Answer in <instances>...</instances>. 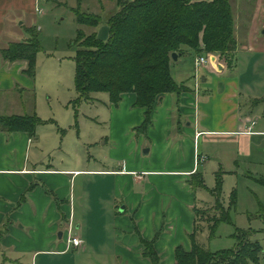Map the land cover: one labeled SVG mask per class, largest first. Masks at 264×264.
Wrapping results in <instances>:
<instances>
[{
	"label": "crops",
	"instance_id": "0c3cea01",
	"mask_svg": "<svg viewBox=\"0 0 264 264\" xmlns=\"http://www.w3.org/2000/svg\"><path fill=\"white\" fill-rule=\"evenodd\" d=\"M44 1L0 0V114H28L24 91L33 86L25 74L28 63L7 60L1 50L29 40L26 28H38ZM247 20V48L264 55V0H256ZM213 54L218 60L202 67L199 85L197 74L190 83L177 80L175 67L184 54L173 61L172 74L187 90L162 96L146 133L136 131L145 110L133 106L135 93H125L118 106L105 101L114 121L122 118L118 116L135 117L125 123V132L142 134L139 150L111 136L110 155L89 160L88 167L80 169L72 167L70 159H41L32 152L34 137L26 132L0 130V264H57L59 257L72 255L75 249L88 254L90 248L91 253V229L103 250L110 245L112 232L115 242L108 252L120 259L119 264H151L142 255L141 239L156 240L162 264H175L178 245L191 249L195 209L207 207L198 202L193 179H204L201 167L209 160L227 173L225 166L238 162L240 155L251 156L252 140L264 136V124L255 113L264 106V93L245 99L233 66ZM32 109L37 113L36 105ZM147 146L149 153L143 155ZM83 173L98 176V181L92 190L81 186L76 191V178ZM92 194L104 197L109 205H80L85 197L89 204ZM75 229L84 242L80 248L67 244L69 231Z\"/></svg>",
	"mask_w": 264,
	"mask_h": 264
},
{
	"label": "rangeland",
	"instance_id": "374dc122",
	"mask_svg": "<svg viewBox=\"0 0 264 264\" xmlns=\"http://www.w3.org/2000/svg\"><path fill=\"white\" fill-rule=\"evenodd\" d=\"M244 1L230 0L235 12L239 42L234 61L236 64L232 67V74L240 79L241 90L244 91L246 99L249 96L264 93V55L252 53L247 48L245 35L250 23L247 17L252 14L256 0ZM79 3L83 12L101 15L105 19L117 10V0L44 1L42 14L39 15L40 23L37 25L41 49L37 53L36 74L32 78V88L24 91V99L28 109L27 113L33 114L32 104L36 105L37 114L43 120L37 129L32 152H38L42 156L41 159H55L57 162L62 159H70L72 167L85 169L88 167L89 160L93 162L94 159L100 160L110 155L111 136H117L119 140L122 139L131 150H139L138 144L140 145L144 137L142 134L125 132V123L135 117L118 116V118H122L118 121L113 120L111 109L105 105V101L109 100L107 92L92 93L88 99L82 98L77 92L75 58L78 50L76 40L80 25L74 8H77ZM92 30L93 27L85 26L86 32L89 33ZM96 31L101 38L106 39L108 35L107 23L103 21L96 27ZM191 51L187 47L181 63L175 67L178 81L181 79H187L188 83L194 81L193 75L198 74L199 77L205 64L209 62L215 64V58L218 60L214 54L205 53L207 62L201 65L197 71L195 65L197 56L195 57V52H193L195 55H191ZM255 55L259 57H255ZM263 108L264 106L255 111L256 115L259 114L261 117L260 124H264V115L259 112L261 110L264 112ZM127 147H123L122 151L126 153ZM147 148L150 147L143 148V155ZM262 148H264V136L254 137L252 155H240L238 162L225 166L227 173L224 171L220 173L222 180L220 200L227 207L231 205L232 197L235 195L236 204L231 205L230 221H221L213 236H210L209 223L211 222L209 221L212 215L217 214V211L213 210L216 196L213 197L210 191L217 187L218 172L221 171L214 162L209 160L205 168L201 167L205 188L196 189L198 202L207 205L202 210H205L208 220V222L205 221L199 225L202 227L197 235V240L211 251L235 248L239 241L235 237L237 228L243 229L246 234L241 235L242 240L248 238L251 241H256L261 248L257 262L250 260V264H264V185L258 181L259 178H264V151ZM94 178L85 173L78 176L75 190L78 191L81 186L86 187V191L87 187L92 190L93 183L98 181V176H94ZM193 180L198 183L199 179L196 177ZM107 188L110 191L111 200H113V190L109 186ZM108 192L102 193L107 194V197ZM101 203L109 205L104 197L92 194L89 204L85 197L80 205L85 208L88 205L99 206ZM110 227L111 225H109ZM76 233L75 229L73 234ZM111 234L108 236L111 243L103 246V250L98 244V240H93V230L91 229V253L90 248L88 254L83 250L75 249L72 251V255L59 257L57 264H119L120 259L108 252L115 242V240H111Z\"/></svg>",
	"mask_w": 264,
	"mask_h": 264
},
{
	"label": "trees",
	"instance_id": "16d2710c",
	"mask_svg": "<svg viewBox=\"0 0 264 264\" xmlns=\"http://www.w3.org/2000/svg\"><path fill=\"white\" fill-rule=\"evenodd\" d=\"M80 25L76 44V89L82 98L92 93L107 92L110 103L118 106L125 93L136 94L135 108L144 109V121L137 127L138 133H146L153 124L152 114L168 92H184L185 84H179L172 74L173 53L182 56L188 47L200 53H217L231 67L236 63L238 38L235 12L230 0H117V10L106 19L101 15L83 12L80 3L74 8ZM105 21L108 25L106 39L101 38L96 27ZM85 26L93 27L91 32ZM29 40L11 43L1 53L7 60L24 59L28 65L25 74H36L37 53L41 49L37 27L26 28ZM43 120L33 114H0V130L26 132L35 138ZM218 172L217 187L210 192L216 196L209 222L210 236L215 235L221 221H230L231 205L225 207L220 200L221 173ZM258 181L264 185V178ZM195 189L205 188L199 176ZM205 210L195 209V226L191 234V249L178 245L175 264H250L257 262L261 248L256 241L241 238L246 232L237 228L239 240L235 248L211 251L197 240L202 225L208 222ZM250 232V231H249ZM237 234V235H236ZM142 255L151 264H162L155 248L156 240H140Z\"/></svg>",
	"mask_w": 264,
	"mask_h": 264
},
{
	"label": "built area",
	"instance_id": "2783aa9c",
	"mask_svg": "<svg viewBox=\"0 0 264 264\" xmlns=\"http://www.w3.org/2000/svg\"><path fill=\"white\" fill-rule=\"evenodd\" d=\"M207 62V58L204 57V56H199L198 58H196V61H195V65H196V70L198 71V68L205 64ZM196 78V84L199 85L200 83V80L198 79V74L195 76ZM254 124V122H253ZM250 129L251 127L248 128V131L250 132ZM202 159L204 160L205 159V156H202ZM71 228L73 229L72 225L70 227V230ZM83 240L78 237V236H75L71 231H69V234H68V237H67V244L68 246H73L74 248H80L83 246Z\"/></svg>",
	"mask_w": 264,
	"mask_h": 264
},
{
	"label": "water",
	"instance_id": "95a60500",
	"mask_svg": "<svg viewBox=\"0 0 264 264\" xmlns=\"http://www.w3.org/2000/svg\"><path fill=\"white\" fill-rule=\"evenodd\" d=\"M172 59L174 60V61H178L179 60V55L177 54V53H173V55H172ZM149 152V149L147 148L146 150H145V154H147ZM61 235V234H60Z\"/></svg>",
	"mask_w": 264,
	"mask_h": 264
},
{
	"label": "bare ground",
	"instance_id": "6f19581e",
	"mask_svg": "<svg viewBox=\"0 0 264 264\" xmlns=\"http://www.w3.org/2000/svg\"><path fill=\"white\" fill-rule=\"evenodd\" d=\"M201 56H204V55H201ZM205 57V56H204ZM198 58V57H197ZM79 237V236H78ZM81 238V237H80Z\"/></svg>",
	"mask_w": 264,
	"mask_h": 264
}]
</instances>
